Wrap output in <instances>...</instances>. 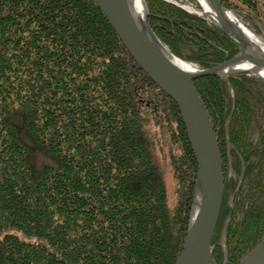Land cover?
Here are the masks:
<instances>
[{"label": "trees", "instance_id": "1", "mask_svg": "<svg viewBox=\"0 0 264 264\" xmlns=\"http://www.w3.org/2000/svg\"><path fill=\"white\" fill-rule=\"evenodd\" d=\"M146 2L153 31L182 60L212 68L240 52L204 17ZM220 2L264 26V0ZM194 83L225 174L213 257L224 261L235 194L225 242L227 264H239L264 236V83ZM196 169L179 106L97 1L0 0V264H175Z\"/></svg>", "mask_w": 264, "mask_h": 264}, {"label": "water", "instance_id": "2", "mask_svg": "<svg viewBox=\"0 0 264 264\" xmlns=\"http://www.w3.org/2000/svg\"><path fill=\"white\" fill-rule=\"evenodd\" d=\"M95 1L105 12L122 43L125 44L141 68L180 107L181 117L187 127L188 138L198 160L189 227L183 250L178 255L175 264H208L209 261L211 264H216L212 257L214 246L211 245V242L223 204L222 158L218 137L212 126L207 107L198 94L194 80L201 76L264 72V58L245 49L242 30L238 25L230 23L229 10L222 6L220 0H204V2L206 1L212 8V17L215 18L218 26L230 38L239 43L240 54L220 65L212 66V68L191 69V71L186 69L187 72L180 65L179 61L183 60L171 52L151 29L148 20L149 9L145 0H142L146 10L144 19L135 14L133 0ZM245 60L254 63L255 73L233 68L242 65ZM224 69L227 74H224ZM258 74L262 75V73ZM196 196L199 198L200 207L197 209L196 218L192 220ZM230 219L231 214L224 229L225 235ZM240 264H264V236Z\"/></svg>", "mask_w": 264, "mask_h": 264}, {"label": "rangeland", "instance_id": "3", "mask_svg": "<svg viewBox=\"0 0 264 264\" xmlns=\"http://www.w3.org/2000/svg\"><path fill=\"white\" fill-rule=\"evenodd\" d=\"M167 1H169V2H172V3H174V4H177V5H179V7L180 8H183L186 12L188 11V12H190V13H193V14H195V15H199V16H201V17H204L205 19H206V21L208 22V23H211V25H216V26H218V24H217V21L215 20V18L214 17H212V16H208V15H206L205 13H203V11H202V9H204V7L202 6V3H201V0H167ZM145 2H146V0H145ZM221 3V2H220ZM146 4H147V2H146ZM222 4V3H221ZM223 6V5H222ZM188 7H191L192 9L190 10V8L189 9H187ZM225 7V6H224ZM147 8H148V6H147ZM226 9H228L227 7H225ZM187 9V10H186ZM229 10V14H233L236 18H237V20L244 26V27H246V28H248L249 30H250V32H254V35L257 37V38H259L260 40H262L263 42H264V26L263 25H261L260 23H259V21H257L256 19H254V17L253 16H251V15H247V14H245V13H243V12H241L239 9H237V8H231V9H228ZM149 13H150V11H149ZM149 17V16H148ZM150 27H151V25H150ZM219 27V26H218ZM220 28V27H219ZM151 29H152V27H151ZM153 30V29H152ZM155 32V31H154ZM225 32V31H224ZM156 33V32H155ZM226 33V32H225ZM157 34V33H156ZM227 34V33H226ZM160 39V38H159ZM161 40V39H160ZM235 40V39H234ZM236 41V40H235ZM241 51V50H240ZM238 54H240V52L238 53ZM238 54H236V55H238ZM236 55H234V56H236ZM233 56V57H234ZM232 57V58H233ZM232 58H230V59H232ZM230 59H228V60H230ZM227 60V61H228ZM183 61H185V60H183ZM185 62H187L189 65L191 64V66H192V64H194V66H195V63H192V62H188V61H185ZM225 62V61H224ZM196 67V66H195ZM244 74H246V75H248V76H250V77H252V78H255V80H257V81H259V82H261V83H264V77H262L261 75H259L258 73H255V74H248V73H244ZM244 74H239V73H235L234 75H244ZM233 74L232 75H230V76H234ZM229 77V76H228ZM227 78V77H226ZM226 81H227V79H225ZM263 89H264V87H262ZM162 89V88H161ZM231 93V97H232V99H234V95H235V93L234 92H230ZM232 102H234V100L232 101ZM264 107V106H263ZM180 108V107H179ZM260 113V112H259ZM262 113V112H261ZM209 115V114H208ZM261 116V115H260ZM258 118H262V120H263V117L261 116V117H259V115H258ZM228 125H229V123H228ZM229 128H230V125H229ZM216 134V133H215ZM217 136V135H216ZM258 132L256 131L254 134H252V140H254V142H256L257 141V139H258ZM166 145V144H165ZM218 146H219V139H218ZM229 147V146H228ZM220 148V147H219ZM229 148H231V147H229ZM220 151H221V148H220ZM169 152V151H168ZM221 158H222V155H221ZM231 163H232V161L230 160L229 162H227V166L229 165L230 167H231ZM226 166V167H227ZM222 169H223V158H222ZM197 172H196V175H197V173H198V160H197ZM228 174L231 176V177H235V175H234V172L232 171V169L228 172ZM224 178H225V174H224V169H223V180H224ZM195 179H196V176H195ZM224 183H225V180H224ZM195 186V185H194ZM223 190H224V188H223ZM193 194H194V192H193ZM223 196H224V194H223ZM234 197H235V194H233L232 196H231V198H230V200H229V204H230V209H229V215L231 214V219H232V215H233V212H232V210H233V199H234ZM192 199H193V196H192ZM222 202H223V200H222ZM191 203H192V200H191ZM224 203V202H223ZM192 205H193V203L191 204V207H192ZM222 206H223V204H222ZM222 208V207H221ZM221 211V210H220ZM190 212H191V209H190ZM229 215H228V217H227V220H226V225H227V221H228V218H229ZM220 216V215H219ZM231 219H230V221H231ZM189 221H190V219H189ZM230 223V222H229ZM231 224V223H230ZM229 224V225H230ZM218 225V224H217ZM226 225H225V227H226ZM189 227V226H188ZM225 227H224V229H225ZM229 228V227H228ZM224 229H223V232L221 233L222 234V236H221V239L219 240V245H222V247H223V249H224V261H223V263L222 264H227V259H228V256H227V252H228V246L226 245V242H225V239H226V237H227V232H228V229H227V232H226V235L224 234ZM188 230V229H187ZM214 235V234H213ZM186 236V235H185ZM214 237V236H213ZM213 239V238H212ZM184 244V243H183ZM212 244V243H211ZM212 246H214V249H213V251L215 250V248H216V246L215 245H212ZM183 247V246H182ZM183 250V249H182ZM251 252V251H250ZM181 253V252H180ZM246 256H247V254H246ZM212 257H213V254H212ZM215 259V258H214ZM216 264H217V262H216ZM240 264V263H239Z\"/></svg>", "mask_w": 264, "mask_h": 264}, {"label": "bare ground", "instance_id": "4", "mask_svg": "<svg viewBox=\"0 0 264 264\" xmlns=\"http://www.w3.org/2000/svg\"><path fill=\"white\" fill-rule=\"evenodd\" d=\"M201 3H202V6L204 7V9H202L203 13H205L208 16L209 15L212 16V8L210 7V5L206 1L204 2V0H201ZM133 7H134V10L137 12V13L135 12V14L137 16L143 18L145 15V12H146L145 5H143V1L142 0H133ZM189 8H190V10L192 9L191 7H188L187 9H189ZM229 21H230V23L232 22L233 24L238 25L240 27V29L242 30V33H243L242 38L244 40L243 45H244L245 49H247L248 52H251V51L253 53L255 52L256 54H258L259 56L264 58V42L262 40H260L259 38H257L254 35V32L252 33V32H250V30L248 28H245L232 13L229 14ZM163 43H164V41H163ZM165 46L168 47V45H166V44H165ZM169 50H170V48H169ZM179 62H180V65L185 69L184 71H186V69H188L189 71H191V69H194V70L206 69V68H202V67L200 68L197 64H195V66H196L195 67L194 64H192V66H191V64L189 65L185 61H179ZM233 68L234 69H237V68L238 69H245V70L252 71L254 73L256 70L254 63H252L251 61H247V60H245L244 63H242V65L234 66ZM223 71H225L224 74H227V71L225 69ZM257 73H262L261 76L264 77V72H257ZM218 76H220V75H218ZM228 76H230V75H223L220 77L227 79ZM228 90H229V92H234L230 85H228ZM198 201H199V198H197V196H196V199L194 201V203H195L194 212H193L194 216H193L192 220H194L196 218L195 216H196L197 209L200 207V203ZM217 223H218V221H217ZM212 254H213V251H212ZM215 262H216V260H215ZM208 264H211L210 261L208 262Z\"/></svg>", "mask_w": 264, "mask_h": 264}]
</instances>
